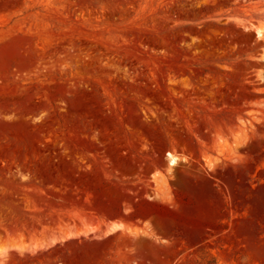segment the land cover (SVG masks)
<instances>
[{"label":"rangeland","instance_id":"1","mask_svg":"<svg viewBox=\"0 0 264 264\" xmlns=\"http://www.w3.org/2000/svg\"><path fill=\"white\" fill-rule=\"evenodd\" d=\"M259 27L264 0H0V264H264Z\"/></svg>","mask_w":264,"mask_h":264},{"label":"crops","instance_id":"2","mask_svg":"<svg viewBox=\"0 0 264 264\" xmlns=\"http://www.w3.org/2000/svg\"><path fill=\"white\" fill-rule=\"evenodd\" d=\"M180 161V160H179ZM182 162L187 161L185 158L181 159ZM173 198L177 197V199H179L181 197L179 191L176 192V194H172ZM202 186L197 185V201L200 202L202 200ZM163 201H167V194H163V196L161 197ZM178 209L179 206H177ZM113 229L115 234L117 233H130L129 228L131 227V221H127V220H117L116 222L113 223Z\"/></svg>","mask_w":264,"mask_h":264},{"label":"bare ground","instance_id":"3","mask_svg":"<svg viewBox=\"0 0 264 264\" xmlns=\"http://www.w3.org/2000/svg\"><path fill=\"white\" fill-rule=\"evenodd\" d=\"M263 33H264V27H259L258 28L259 36H263ZM168 156L170 159V166L174 167V166L178 165L179 160H180L179 156H177L173 153H169Z\"/></svg>","mask_w":264,"mask_h":264}]
</instances>
